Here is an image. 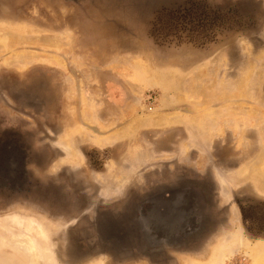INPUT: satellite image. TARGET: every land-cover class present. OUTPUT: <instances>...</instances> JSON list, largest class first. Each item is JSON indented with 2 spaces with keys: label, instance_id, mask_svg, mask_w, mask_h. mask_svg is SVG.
<instances>
[{
  "label": "rangeland",
  "instance_id": "obj_1",
  "mask_svg": "<svg viewBox=\"0 0 264 264\" xmlns=\"http://www.w3.org/2000/svg\"><path fill=\"white\" fill-rule=\"evenodd\" d=\"M18 124L57 197L0 194V264H264V0H0V128ZM185 178L215 220L188 251L112 258L94 211L61 215L81 192L132 221Z\"/></svg>",
  "mask_w": 264,
  "mask_h": 264
},
{
  "label": "flooded vegetation",
  "instance_id": "obj_2",
  "mask_svg": "<svg viewBox=\"0 0 264 264\" xmlns=\"http://www.w3.org/2000/svg\"><path fill=\"white\" fill-rule=\"evenodd\" d=\"M27 88L29 87L27 86ZM48 88L46 87V89ZM14 108L16 109L15 105ZM17 108L21 110L20 107ZM23 126L18 124L15 127L9 125L0 128V194L11 195L17 200V203L49 212L52 208L50 207V200L57 197V192L52 191L55 188L50 185L49 180L43 182L35 180V177L39 178L35 170L40 171L44 178H49V155H44V151L42 154L39 153L34 145L33 129ZM43 142L45 143V141ZM184 192L190 194L191 199L179 214V228L178 231L173 230L174 237L165 240L160 235L148 230L145 221L141 219V214L144 212L149 198L161 194L169 196L171 193L184 196ZM205 194V188L202 184L194 183L188 178H185L181 184L172 182L169 185H163V187L159 184L152 189L148 196L145 195V191L141 192L138 205L135 208L136 217L132 221L128 218L129 202L122 205L124 210L123 215L120 216L116 214L117 212H114L113 208H103V203L90 201L82 205L79 201L80 198H84L81 192L79 196L75 194L77 198L72 206L68 207V210L63 209L66 207L65 203L60 204L59 207L63 209L61 214L63 219L68 221L74 220L75 216H84L86 213L94 211V217L97 221L94 225L97 232V242L99 241L107 246L106 249L112 254V258H115V255L126 254L129 251L139 259L147 257L149 259H160L164 258L167 252L179 248L180 250H187L186 247L192 244L204 243L206 237H208L206 233H213V221L215 220L211 218V213L208 211L210 209L207 208L208 203ZM40 198L43 200L42 204L34 202V200ZM120 231L123 234H119Z\"/></svg>",
  "mask_w": 264,
  "mask_h": 264
},
{
  "label": "water",
  "instance_id": "obj_3",
  "mask_svg": "<svg viewBox=\"0 0 264 264\" xmlns=\"http://www.w3.org/2000/svg\"><path fill=\"white\" fill-rule=\"evenodd\" d=\"M190 199L191 195H188L187 192H184V196L173 193L169 196L165 194L154 195L149 198L148 204L141 214V219L145 221L146 228L152 233L157 235L160 234L162 237L168 238L169 233L172 234L174 233L173 230L179 228L178 219L179 212H181L179 210H183L184 206L188 205ZM170 211H172L171 214ZM157 224L159 226H157ZM157 227H159V229Z\"/></svg>",
  "mask_w": 264,
  "mask_h": 264
},
{
  "label": "bare ground",
  "instance_id": "obj_4",
  "mask_svg": "<svg viewBox=\"0 0 264 264\" xmlns=\"http://www.w3.org/2000/svg\"><path fill=\"white\" fill-rule=\"evenodd\" d=\"M178 119V117L176 115H166V116H161L160 118H156L154 121L157 122L158 124H162V125H166L169 123H173ZM154 123V122H152ZM123 132V131H122ZM180 211V210H179ZM172 213V211H170V214ZM180 214V212H179ZM157 220H161V219H157ZM170 221V220H168ZM159 223V222H156ZM38 231V230H37ZM178 231V230H177ZM175 231V232H177ZM40 234V231H38ZM32 233V232H31ZM37 233V232H36ZM174 233H172L173 235ZM41 235V234H40ZM178 235V234H177ZM169 237V236H168ZM174 237V236H173ZM39 239V238H38ZM28 241V240H27ZM238 242L241 243L243 242V239H241V237H239ZM38 243V240L35 239L34 236H31L29 241L27 242V248L28 251L31 252L33 249H35L36 244ZM232 253V252H231ZM223 261V260H222ZM223 263V262H222Z\"/></svg>",
  "mask_w": 264,
  "mask_h": 264
},
{
  "label": "crops",
  "instance_id": "obj_5",
  "mask_svg": "<svg viewBox=\"0 0 264 264\" xmlns=\"http://www.w3.org/2000/svg\"><path fill=\"white\" fill-rule=\"evenodd\" d=\"M180 211H183V210L180 209ZM157 226H159V225L157 224ZM157 228L159 229V227H157ZM168 233H169V232H168Z\"/></svg>",
  "mask_w": 264,
  "mask_h": 264
},
{
  "label": "trees",
  "instance_id": "obj_6",
  "mask_svg": "<svg viewBox=\"0 0 264 264\" xmlns=\"http://www.w3.org/2000/svg\"><path fill=\"white\" fill-rule=\"evenodd\" d=\"M204 37H206V36H204Z\"/></svg>",
  "mask_w": 264,
  "mask_h": 264
}]
</instances>
